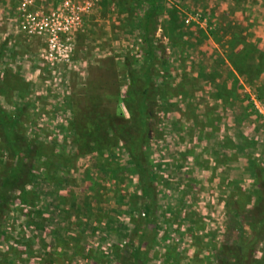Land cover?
I'll list each match as a JSON object with an SVG mask.
<instances>
[{"label":"rangeland","instance_id":"1","mask_svg":"<svg viewBox=\"0 0 264 264\" xmlns=\"http://www.w3.org/2000/svg\"><path fill=\"white\" fill-rule=\"evenodd\" d=\"M14 1L0 0V114L16 120L37 150L3 213L0 264H41L31 240L43 233L41 206L53 204L61 220L54 237L68 252L56 253L58 264H129L136 249L146 253L143 264H217L226 242L248 240L264 184V74L252 82L253 62L235 75L223 63L247 40L241 33L264 46V0H102L77 32L70 62L57 65L39 58L36 39L25 52L13 49ZM149 43L154 64L142 137L150 173L143 180L109 127L137 116L129 69L141 68ZM200 71L206 85L195 79ZM230 74L239 81L224 111L205 95L222 91L220 75ZM0 132L7 156L0 157L1 185L13 160L1 125ZM249 252L264 264V230Z\"/></svg>","mask_w":264,"mask_h":264},{"label":"trees","instance_id":"2","mask_svg":"<svg viewBox=\"0 0 264 264\" xmlns=\"http://www.w3.org/2000/svg\"><path fill=\"white\" fill-rule=\"evenodd\" d=\"M151 14H147L144 20V36L149 42V32L151 29L150 22ZM152 43H149V48L146 52V60L140 69H129V78L131 80V91L136 99L137 116L130 124H113L109 127L110 133L120 139L127 150L134 168L143 180L147 179L150 170L148 162L145 159L144 153V138L142 137L145 130L148 128L147 117L148 104L151 100L149 89L152 87V82L149 77V71L154 64V55ZM147 62V65L145 66ZM145 70L143 74L144 80L139 84V72ZM0 125L6 136L7 149L10 152V157L13 160L9 170L6 172L5 179L0 185V224L2 222L3 213L6 205L13 199V191L18 186L19 171L25 165V159L30 158L36 153V146L27 140L16 128V120H7L4 114H0ZM133 134V135H131ZM253 219L255 221L254 229L248 240L240 236L232 242H226L223 249L216 256L217 264H254L255 259L250 255V250L261 240L264 230V184L261 186L260 196L251 208ZM233 216H237L238 212H232ZM1 230V229H0ZM1 236V231H0ZM249 249V250H246ZM129 264H143L146 253L143 249H136L131 254Z\"/></svg>","mask_w":264,"mask_h":264},{"label":"built area","instance_id":"3","mask_svg":"<svg viewBox=\"0 0 264 264\" xmlns=\"http://www.w3.org/2000/svg\"><path fill=\"white\" fill-rule=\"evenodd\" d=\"M102 0H15L10 9L16 51L25 52L26 43L39 41V58L49 64L70 62L74 38ZM29 52V51H27ZM0 132V157L6 151Z\"/></svg>","mask_w":264,"mask_h":264},{"label":"crops","instance_id":"4","mask_svg":"<svg viewBox=\"0 0 264 264\" xmlns=\"http://www.w3.org/2000/svg\"><path fill=\"white\" fill-rule=\"evenodd\" d=\"M239 32H240V30L237 31V34H239ZM241 36H243L244 39L247 38V40H245L246 42L245 41H242V42L239 41L238 45H234L231 48L232 50L230 51V57L231 58L229 57L230 59L228 58V59L224 60L225 63H223V62H221V63L224 64V67H228L229 73L231 71L234 74L236 72L235 70H239V69L241 70L243 68H248V66H247L248 64L246 65V63H248V61L253 62L252 69L255 71L253 73V75H255V78L253 79L252 82L258 83L257 81H259L258 79H260L258 77L263 76V74H264V71H263L264 70V64L262 66L263 60L261 59L262 54H264V49H263L264 46H262L261 43L255 44L254 42H251V39L247 36V34H245V32L241 33ZM11 40H15V39L12 37ZM201 44H202L201 46H202L203 50H207L209 52L208 55H211L214 52L213 48L207 46L208 45L207 42L205 44L204 43H201ZM12 47L16 51L15 46H12ZM236 47H238V48H236ZM229 48H230V46L227 47V49H229ZM233 48H234V50H233ZM205 54L207 55L206 51L203 53V56ZM251 56L253 57V61L249 59V57L251 58ZM203 58L204 57L201 58V61ZM207 59H208V61H206V62L208 64H210V68H211L212 62L209 61V57H207ZM201 63H203V62H201ZM206 67H204V68H206ZM207 68H209V67H207ZM249 69H251V68H249ZM260 70H262V72H259ZM209 73H211V75H212V72H208V71L206 72V74H208V75H209ZM234 75H231V77H228L229 82H227L228 80L226 79V77H223L220 75V81H219L220 84L219 85L222 86L221 87L222 91L215 92L216 94H214V92H213L212 98L210 96L211 94H209L208 92H207V95H205V97L208 100H210V99L215 100V101H217V103L221 104L226 109L224 111H229L228 107H225V106H227V103L230 102L231 100H233L232 98L235 96V92L233 93L232 86L235 84L234 82H236V80L239 81V77L234 76ZM195 76H196L195 79L197 80L198 85L199 84H203V85L205 84L206 85V83L203 82V78L201 76V71L196 73ZM210 82H212V80ZM230 86H231V88H230ZM196 97L197 96H192V97H190V99H195ZM237 97L235 99H238ZM214 108L218 109L217 104L214 105ZM219 109H220L219 111H221L220 107H219ZM209 161H210V159H209ZM210 163L211 162H209V164ZM184 165L186 166L185 170H188L187 167L190 166V164L187 160V157L184 158ZM209 170H210V168L207 167V168H204V170H201V172L203 171L204 174L206 175V173ZM188 171H190V170H188ZM214 176H216V175H214ZM214 178L215 179H213V181L216 180V177H214ZM207 179L211 180L210 178H207ZM57 194L58 193H56V196H57ZM161 194L165 195L164 192H161ZM52 206H54V210H50V207L46 206V205L41 206V210L43 209L42 210V216L45 218V220L43 221V224L40 225L43 227V229H42L43 233L41 234V237L36 238L35 240L33 238L31 240L33 242L32 243L33 246H35L36 242L38 243V244H36V246H38V248L42 252V254H41L42 259H40L41 264H58V263H56L57 260L54 259V256L57 257L56 253H60L61 255L68 253L66 251V248L58 242V239L56 237H54L55 232L53 231V229L56 228V226H58L60 224L61 220L59 219V214L57 213V205L53 204ZM71 209H73V208L71 207ZM70 214H71L70 220L72 219L71 221H73L75 218L72 216V212H70ZM86 219H85V223L87 222ZM75 221L76 222H74V224L77 225L79 228H81L83 226V224H79L80 223L79 218H76ZM89 224L94 225V221L93 220L90 221ZM74 226H72V227H74ZM69 242L71 243L72 240L70 239ZM10 252L12 253V249H10ZM16 258L18 259L19 257L16 256Z\"/></svg>","mask_w":264,"mask_h":264}]
</instances>
